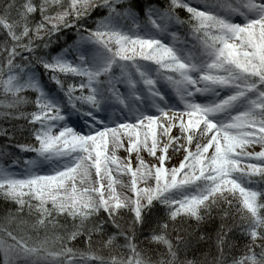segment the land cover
<instances>
[{
  "label": "snow or ice",
  "instance_id": "6c2138e0",
  "mask_svg": "<svg viewBox=\"0 0 264 264\" xmlns=\"http://www.w3.org/2000/svg\"><path fill=\"white\" fill-rule=\"evenodd\" d=\"M0 37V264H264V0H0Z\"/></svg>",
  "mask_w": 264,
  "mask_h": 264
},
{
  "label": "rangeland",
  "instance_id": "374dc122",
  "mask_svg": "<svg viewBox=\"0 0 264 264\" xmlns=\"http://www.w3.org/2000/svg\"><path fill=\"white\" fill-rule=\"evenodd\" d=\"M170 98L173 99V100H175V97H174V95H172V94H170ZM174 130H175V129H174ZM254 147H257V148H258V146H254ZM117 155L120 156V157H124V156H125V149H124V148H120V149H118V150H117ZM174 159L178 160V159H179V156L174 157ZM93 174H94V173H93Z\"/></svg>",
  "mask_w": 264,
  "mask_h": 264
},
{
  "label": "trees",
  "instance_id": "16d2710c",
  "mask_svg": "<svg viewBox=\"0 0 264 264\" xmlns=\"http://www.w3.org/2000/svg\"><path fill=\"white\" fill-rule=\"evenodd\" d=\"M181 15H185V14L183 13V10H181ZM0 38H2V37H0ZM4 123H5V122H4L3 120H0V124H4ZM4 139H6V138L3 137V136H0V144L3 143ZM4 206H5L4 201H3L2 199H0V210L4 209ZM14 226H15V225H14Z\"/></svg>",
  "mask_w": 264,
  "mask_h": 264
}]
</instances>
